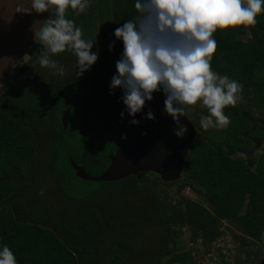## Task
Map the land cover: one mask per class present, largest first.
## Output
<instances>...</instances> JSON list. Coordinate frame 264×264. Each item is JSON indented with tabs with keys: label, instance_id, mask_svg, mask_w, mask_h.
I'll list each match as a JSON object with an SVG mask.
<instances>
[{
	"label": "trees",
	"instance_id": "trees-1",
	"mask_svg": "<svg viewBox=\"0 0 264 264\" xmlns=\"http://www.w3.org/2000/svg\"><path fill=\"white\" fill-rule=\"evenodd\" d=\"M99 1L110 3L109 0ZM109 7L114 8L123 22L137 14L134 0H115L112 6H102L100 14L105 19L110 17ZM78 19L79 26L87 27L94 34L87 15ZM104 29H108V24ZM246 31H249L247 37L239 36ZM213 35L217 49L212 57V68L243 84L241 95L247 107L226 106L224 110L230 117L228 126L213 128V133L207 135H197L186 157L182 181H164L152 171L117 181H96L100 188L90 193L99 195L100 200L93 201L89 209L80 211L75 218L61 215L52 219L48 203L43 206L41 199L33 203L40 194L45 201V192L47 194L50 188L49 177L42 182L45 185L42 193L33 190L34 197L27 199L17 191V181H0V245H9L18 264H131V256L145 251L142 243L147 237V224L160 227L162 235L174 245L165 249L158 259L152 258L154 252L150 250L144 264H159L168 252L171 253L168 264H199L195 259L198 248L188 247L186 241L176 239L182 236L185 227L190 231V242L200 241L207 251L214 241L223 237L224 228H228L239 241L235 264H264V118L256 117L254 111L248 109L255 106L258 111L264 110V12L257 14L255 25L218 28ZM94 98L97 100L96 96ZM30 115V111L17 109L6 98L0 100V172H23L27 167L31 170L29 163L39 142L32 130ZM107 115L115 130L112 118ZM58 124L62 126L60 119ZM114 136L115 146L109 154H102L105 158L100 161L102 164L107 165L116 149V131ZM84 149L78 153L86 157L87 165H93V152L98 149L93 152L89 147ZM64 154L61 163L65 161L73 170L72 160L75 159L68 151ZM59 172L65 171L60 168ZM73 172L76 174L75 170ZM143 177L154 180V185L145 183ZM178 182L181 183L174 198L165 187H160ZM129 183L137 186L141 196L147 194L146 199L140 197L148 201L143 213L121 212L106 217L105 213L116 204L111 196ZM186 186L199 198L186 195L183 192ZM79 199L82 201L83 197ZM97 205L101 208H96ZM115 218L119 221L116 224L112 223ZM104 233L108 234L107 239Z\"/></svg>",
	"mask_w": 264,
	"mask_h": 264
},
{
	"label": "clouds",
	"instance_id": "clouds-1",
	"mask_svg": "<svg viewBox=\"0 0 264 264\" xmlns=\"http://www.w3.org/2000/svg\"><path fill=\"white\" fill-rule=\"evenodd\" d=\"M28 3L31 7L25 0H17L16 11L50 13L33 28L36 41L42 45L40 65L63 74L64 67L52 56L68 50L76 56L78 75L90 70L99 56L98 51H93L95 41L83 36L82 28L66 16V10L70 7L83 13L91 0ZM134 5L137 14L114 29L115 36L123 42V51L110 82V90H123L121 99L132 116L130 123L138 124L136 113L143 112L154 92L163 91L165 110L176 121L178 136L183 137L187 131L181 115L197 104L207 108V113L200 114L203 129L227 127L230 117L224 109L241 99L243 84L212 68L217 49L213 33L218 28L255 25L257 14L264 12V0H134ZM145 115L155 119L152 111ZM0 264H18L8 244L0 245Z\"/></svg>",
	"mask_w": 264,
	"mask_h": 264
},
{
	"label": "rangeland",
	"instance_id": "rangeland-1",
	"mask_svg": "<svg viewBox=\"0 0 264 264\" xmlns=\"http://www.w3.org/2000/svg\"><path fill=\"white\" fill-rule=\"evenodd\" d=\"M248 35L249 31L239 33V36L242 38H245ZM59 54L62 53L60 52ZM65 66L67 67L65 68L62 77L59 75H52L51 78L47 76L46 79L51 80L52 83L50 85L53 86L54 84L55 87H59L60 89V94L58 96L59 100H56V105L54 106V109L56 110L53 111L57 113V105H60L62 101H68L70 103L73 100L69 99L70 97L72 98L77 95L80 97L84 92L79 84L72 81V75L70 77L67 73L69 72L68 64L65 63ZM76 74L78 75V72H76ZM121 91L123 90L121 89ZM159 92L165 96L163 91L154 93L161 95ZM13 96L15 97H13L10 101L19 103V106H14L17 109L20 107L22 110V106H26L29 96L26 94V92H17L14 93ZM2 99H4V97L0 96V100ZM236 104H240L242 107H247L246 99L243 97V95H241V99ZM74 105V109H76L77 112L70 122L69 128L67 130H62V127H60L58 124V120L54 122V119L50 120L48 124L50 129H54L56 137H51V139L46 137V127L43 130L41 146L43 148L44 158L40 161V163L43 162L46 164L50 162V167H46V165L43 164L40 166L37 176L33 174L30 178L27 177V179L22 182V186H18L17 189V191H21L24 194L25 199L29 197L31 198V195L33 198V190L36 192V188L38 187L37 191L42 193L43 188L45 187L42 182L45 181L47 177H49L47 179L50 182V188H47V194L45 192V201L42 200L43 196L40 194L35 196L33 203H37L40 201V199V203L43 206L48 203L51 217H53L52 219H56L61 215H65L68 219L75 218L77 215H79L80 211L83 213L88 207L90 208L93 201L100 200L99 195H92L90 193V191L100 188V185L96 181L78 177L73 172L74 169L72 170L68 163H64L65 161L61 163V160L65 156L64 151L71 153L73 159H75L79 165L84 166L87 172L98 175L101 174L106 167L105 164L100 163L101 160L105 159L102 154H109V152L115 146V130L110 126V118H108L109 116L107 115L108 112L105 111L106 109L99 103V101L94 99L81 101L79 99L78 101H74ZM45 108L46 107H44V109ZM31 109L33 112L40 111L41 115L43 114L41 109L36 108V106L31 105ZM248 109L253 110L256 117L264 118V110L258 111L255 106H249ZM202 112L207 113V108L197 104L191 106V110L187 112L186 115H188L194 122L196 130H198L197 135H207L208 133H213V128L203 129L200 126V114ZM44 115L45 114H43V116ZM87 147L90 148L91 152H93L92 150H95V148L98 149L97 152H93L94 154L92 156L95 165H91V163L87 165V161L85 160L86 157L81 153H78L79 150L82 148L86 149ZM260 151V147L256 149V153L259 154ZM60 168L65 172H59ZM2 171L4 170L2 169ZM34 175L35 177L33 178ZM183 178L184 174L179 181H182ZM143 179V181L148 185H154V180L148 179L146 177H143ZM180 183L181 182L174 183L172 185H160V187H165L169 194L174 198L178 195L177 189ZM183 192L186 195L199 198V195L194 193L192 189L189 188V186H186L183 189ZM46 196L48 200H46ZM79 197H83L82 201H79ZM140 197L146 199L147 194L141 196L137 186L133 183H129L128 185L124 186L122 190L116 191V195L113 194L111 196L116 204L113 210L105 213V215H107L106 217H110L111 214L119 215L121 212L129 215H134V211L143 213L148 201H143ZM85 202H87L88 205ZM96 208L100 209L101 206L97 205ZM118 222L119 221L116 218L112 219V223L116 224ZM227 225L228 223L225 221L224 226L226 227ZM146 226L147 237L142 243V245H144L143 247L145 248V251L140 252L142 253L141 255L138 253L137 256L135 254L133 256L129 254V256H131L130 259L132 260L131 264H144L146 262V258L149 256L150 250L154 252L152 258L158 259V256H160V254L164 252L165 249H170L171 246L174 245L173 242L167 240V238L162 235V230L160 227H149L148 224ZM224 229L225 234L223 237L214 241L209 251L206 250V247H204L200 241L195 244L190 242V231L187 229V227L184 228L182 236L176 237V239L178 241H186L188 247L196 246L198 248L199 252L195 253V259L199 264H235V257L238 255L239 241L234 238L230 229ZM103 235L106 237V239L108 238L107 233H104ZM135 241L136 240L134 239L133 242L135 243ZM148 250L149 252H146ZM135 252H138L137 247H135ZM170 255L171 253H166V255L158 263L168 264L166 261L169 260Z\"/></svg>",
	"mask_w": 264,
	"mask_h": 264
},
{
	"label": "water",
	"instance_id": "water-1",
	"mask_svg": "<svg viewBox=\"0 0 264 264\" xmlns=\"http://www.w3.org/2000/svg\"><path fill=\"white\" fill-rule=\"evenodd\" d=\"M17 0H0V80L23 58L35 42L33 28L37 21L43 22L50 13H23L16 11ZM27 7H31L25 0ZM123 91L115 90L96 96L106 109L115 126L118 136L116 149L101 174L94 175L72 160L76 175L94 181H117L143 171L157 173L164 181H177L182 178L187 154L197 137L194 122L188 115L180 120L187 125V131L180 137L173 116L165 110V97L153 94V99L145 103L143 112L136 113L138 124L130 123L132 116L126 111L121 99ZM152 111L155 119L146 117ZM70 110L62 117L68 125ZM124 115H121V113ZM123 134H126V138Z\"/></svg>",
	"mask_w": 264,
	"mask_h": 264
},
{
	"label": "flooded vegetation",
	"instance_id": "flooded-vegetation-1",
	"mask_svg": "<svg viewBox=\"0 0 264 264\" xmlns=\"http://www.w3.org/2000/svg\"><path fill=\"white\" fill-rule=\"evenodd\" d=\"M100 2L99 0H91V3L88 9L83 13H77L76 10L71 9L70 7L66 10V16L75 20L78 19L79 16L87 15L88 22L92 24V28L94 29V34H91L88 31L87 27L83 28L82 34L85 38L92 39L95 41L93 46V51H98L99 56L98 60L93 64L90 70H86L83 75H77V65L76 56L74 53L65 50L61 52L62 54H54L52 56L53 59H56L60 65H64V69L67 67L65 63L69 66V76L72 75V81L79 84L81 89L84 91L83 94L79 97L74 96L69 99H73L70 103L68 101H62L58 107V113L53 112L54 106L56 105V100L60 94L59 87H55L51 80H46L47 76L51 78L52 75H59L62 77L63 74L57 73L54 69L41 66L39 63V56L42 51V45H40L36 40L23 56L21 61H19L15 67L5 74V77L0 80V96L6 98L7 101L12 100L13 94L17 92H26L28 97V102L22 107L26 110L30 111V122L32 123V130L37 139L38 148L37 151L33 154V158L29 163L30 171L25 169L22 171H13L7 170L0 173V181H17L18 186H22V182L28 178H30L33 174L38 175L40 166L44 163H40L43 160V148L41 146V139L43 137V130L46 127V137H56L54 133V129H50L48 122L50 120H58L60 119L62 130H67L69 128L70 122L76 115V109H74V101H87L88 99H92L99 94L112 92L115 90H121V88L111 89L110 90V82L113 75L117 72L116 61L120 58V55L123 51L122 40L118 39L114 34V29L123 23V20H119L116 16L117 12H115L113 7H109L110 17L106 18L100 14V9L102 6L113 5L115 0H109ZM108 9V8H107ZM93 11V13H92ZM95 13V14H94ZM90 16V18H89ZM91 19V20H90ZM78 25V23L76 22ZM108 24V29H104V25ZM111 24V25H109ZM79 26V25H78ZM90 32V33H89ZM110 39H114L115 43L113 47L110 49V44L113 41ZM68 62V63H67ZM86 91V92H85ZM158 92V91H157ZM160 93V92H159ZM155 94V93H154ZM161 94V93H160ZM160 97H165L163 94L158 95ZM77 99V100H74ZM94 100H96L94 98ZM97 101V100H96ZM13 106H19V103H15L10 101ZM32 106H36V108L41 109V112H33L31 109ZM14 106V107H15ZM44 107H46L44 109ZM44 109V110H43ZM69 109V118L67 127L63 124V114ZM42 117V118H41ZM198 131V130H197ZM40 148V149H39ZM41 152V154H40ZM55 154V153H52ZM51 159V158H50ZM46 167H50L49 163L44 164ZM38 187L36 188L37 191Z\"/></svg>",
	"mask_w": 264,
	"mask_h": 264
}]
</instances>
